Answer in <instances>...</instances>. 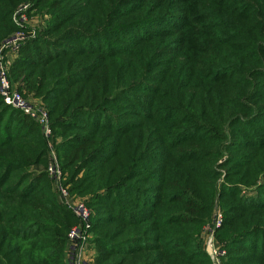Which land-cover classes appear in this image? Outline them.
I'll return each instance as SVG.
<instances>
[{
    "label": "trees",
    "instance_id": "obj_1",
    "mask_svg": "<svg viewBox=\"0 0 264 264\" xmlns=\"http://www.w3.org/2000/svg\"><path fill=\"white\" fill-rule=\"evenodd\" d=\"M49 15L20 27L14 15ZM24 30L0 93V264H68L91 211L95 264H264V0H0L3 42Z\"/></svg>",
    "mask_w": 264,
    "mask_h": 264
},
{
    "label": "built area",
    "instance_id": "obj_2",
    "mask_svg": "<svg viewBox=\"0 0 264 264\" xmlns=\"http://www.w3.org/2000/svg\"><path fill=\"white\" fill-rule=\"evenodd\" d=\"M30 4H22L15 12L14 19L16 23L23 27L24 25L32 26L33 30L30 34H34L37 27H45V18H49V15L39 18L34 16L28 17L27 9ZM28 37L24 30L15 32L11 37L7 38L2 46V55L0 59V93L4 97L7 104L16 108L22 109L25 113L32 116L42 126L46 137H52V128L50 125L49 115L47 108L32 97H24L19 90L12 86L9 77V68L18 55L20 44ZM50 162L48 165V171L52 178L59 184L64 198L68 205L74 210V212L81 218V223L72 227L69 232V248L67 250L68 264H95V249L91 242L92 234L89 232L91 228L90 221V209L86 206L85 201L81 197L70 196L67 191V187H64L60 182L62 180V170L60 168L58 157L55 149L50 142ZM223 222V213L217 208L213 214L212 220L207 223L202 231L201 238L203 244L209 255L211 256L214 264H220V255L224 253V250L217 243L216 230L221 226Z\"/></svg>",
    "mask_w": 264,
    "mask_h": 264
},
{
    "label": "rangeland",
    "instance_id": "obj_3",
    "mask_svg": "<svg viewBox=\"0 0 264 264\" xmlns=\"http://www.w3.org/2000/svg\"><path fill=\"white\" fill-rule=\"evenodd\" d=\"M34 100H39V102H41L40 98H36V97H32ZM28 99V98H27ZM203 241V240H202Z\"/></svg>",
    "mask_w": 264,
    "mask_h": 264
}]
</instances>
